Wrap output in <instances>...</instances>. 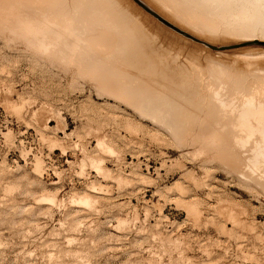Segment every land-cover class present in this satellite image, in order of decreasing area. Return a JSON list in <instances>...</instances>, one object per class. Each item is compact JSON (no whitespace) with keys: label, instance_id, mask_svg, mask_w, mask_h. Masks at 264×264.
<instances>
[{"label":"rangeland","instance_id":"rangeland-1","mask_svg":"<svg viewBox=\"0 0 264 264\" xmlns=\"http://www.w3.org/2000/svg\"><path fill=\"white\" fill-rule=\"evenodd\" d=\"M52 1L0 0V264H264L259 134L235 111L264 103V3ZM17 13L73 49L39 51Z\"/></svg>","mask_w":264,"mask_h":264},{"label":"bare ground","instance_id":"bare-ground-1","mask_svg":"<svg viewBox=\"0 0 264 264\" xmlns=\"http://www.w3.org/2000/svg\"><path fill=\"white\" fill-rule=\"evenodd\" d=\"M12 1V0H11ZM15 1V0H14ZM19 1V0H18ZM53 1H55V0H53ZM53 1H52V3H53ZM57 1V0H56ZM65 1V0H64ZM74 1V0H73ZM77 1V0H76ZM94 1V0H93ZM110 1V0H109ZM108 1V2H109ZM112 1V0H111ZM110 1V2H111ZM135 2H137L138 4H140V5H142L140 2H139V0H134ZM251 1H256V2H261V3H264V0H251ZM60 2H61V0H60ZM66 2V1H65ZM78 2H79V0H78ZM78 2H77V4H78ZM87 1H83V2H80L79 3V5L80 4H83V3H86ZM102 2H103V4H102V6L100 5V3L98 4H96V6L93 4V8H94V6L97 8L98 7V5H100V7H101V9L98 7L97 9L98 10H101V14L99 13V16L100 15H102V14H104L105 15V13H103L104 11H106V10H103V9H105V7H103V6H105L104 5V2H107V0H105V1H103L102 0ZM32 3V2H31ZM62 3H63V1H62ZM75 3V2H74ZM88 3V2H87ZM86 3V4H87ZM90 3H96V2H91L90 1ZM13 4V3H12ZM72 4V3H71ZM77 4H74V5H77ZM85 4V5H86ZM89 4V3H88ZM19 5V4H18ZM24 5V4H23ZM29 5V4H28ZM58 5V4H57ZM108 5V4H107ZM9 6H10V4H9ZM26 6V5H25ZM63 6V5H62ZM65 6V5H64ZM87 6V5H86ZM88 6H90L91 7V5H88ZM13 7V6H12ZM30 7H31V5H30ZM48 7V6H47ZM72 7H73V4H72ZM81 7V6H80ZM85 7V6H84ZM84 7H82V8H84ZM91 7V8H92ZM102 7H103V9H102ZM106 7H108V6H106ZM6 8V7H5ZM53 8V6L51 7V9ZM56 8H57V6H56ZM82 8H80V9H82ZM88 8V7H87ZM92 8V9H93ZM96 8H94L93 10H90L89 9V11H91L92 13L94 12V16L97 14V12H98V10L96 11L95 9ZM146 8V7H145ZM149 8H150V6H149ZM10 9V8H9ZM13 9V8H12ZM29 9V8H28ZM39 9V8H38ZM44 9V8H43ZM59 9H62V7H60ZM32 10V9H31ZM49 10H50V8H49ZM48 10V11H49ZM73 10V9H72ZM103 10V11H102ZM147 10V9H146ZM12 11V10H11ZM37 11V10H36ZM40 11V10H39ZM44 11V10H43ZM51 11V10H50ZM58 10H56V12H57ZM63 11V10H62ZM76 11V10H75ZM85 11H86V14H87V11H88V9L86 10V8H85ZM10 12V11H9ZM46 12H47V10H46ZM60 12V11H59ZM58 12V13H59ZM64 12V11H63ZM68 12V11H67ZM95 12H96V14H95ZM107 12V11H106ZM11 13V12H10ZM44 13V12H43ZM66 13V12H65ZM73 13H75V12H73ZM89 13V12H88ZM37 14V13H36ZM49 14V13H48ZM64 14V13H63ZM53 15V14H52ZM73 15V14H72ZM78 15V14H77ZM87 15H90V14H87ZM98 15V14H97ZM10 16H12V15H10ZM9 16V18H12V20H10L9 22L11 23H9L8 21L6 22V23H4V26L3 27H5V25L7 24V23H9L10 24V27H9V25L6 27V28H10V29H12V33H15V31H17L16 32V34L19 32L20 33V35H22L23 36V38L24 39H26V41L27 42H31V44L32 45H34L35 46V48L36 49H40L39 51H41V49H43V51L45 50V51H47L48 53H49V50L52 52V51H54V50H56V52H55V54L57 53H59V54H64L63 52L64 51H66L67 49H73L72 47L74 46V42L71 40V42H67L68 41V39H67V41H65V39L63 38L64 37V35L65 34H62L61 32H59L58 30H55V29H53L52 27H51V25H53V27H54V23L52 24V23H50L46 18V16L44 15V14H42V17H43V20L44 21H38V20H36V18L35 19H33V18H30V17H28L27 15H22V14H15V15H13V17H10ZM50 16V15H49ZM56 16V15H55ZM58 16V15H57ZM80 16V15H79ZM81 16H84V15H82L81 14ZM80 16V17H81ZM8 16L5 14V16H4V18H6L7 20H8V18H7ZM46 17V18H45ZM78 17V16H77ZM85 17H86V15H85ZM90 17V16H89ZM93 16H91V18H92ZM3 18V19H4ZM52 18V17H51ZM74 18V17H73ZM84 18V17H83ZM88 18V17H87ZM90 18V19H91ZM115 18V17H114ZM118 18V17H117ZM117 18L116 19H114L115 21H119L120 22V20L121 19H119V20H117ZM6 19H4V20H6ZM49 19V18H48ZM55 19V18H54ZM62 19V18H61ZM69 19V18H68ZM77 19V18H76ZM80 19V18H79ZM86 19V18H85ZM90 19H89V21H90ZM96 19V18H95ZM72 20V19H71ZM93 20V19H92ZM113 19H112V21H114ZM77 21H78V19H77ZM81 21L83 22V20L81 19ZM111 21V22H112ZM122 21V20H121ZM80 22V21H79ZM85 22V21H84ZM119 22L118 23H111L112 25H117V24H119ZM57 23V22H56ZM55 23V24H56ZM86 23V22H85ZM84 23V24H85ZM91 23V22H90ZM96 23H98V22H96ZM126 23V22H125ZM171 23V22H170ZM120 24H122V25H124L125 26V24H124V22H120ZM117 25V27L116 28H118V26H122V25ZM76 24L74 23V26H75ZM88 25H89V23H88ZM127 25L128 24H126V28L124 27V29H123V27H119V29H117L118 31H116V33L117 34H120V31L122 32V31H124L125 29H126V31L127 32H129V30L131 29V27H129V30H128V28H127ZM132 26V25H131ZM1 27V26H0ZM56 27V26H55ZM77 27H78V25H77ZM83 27V26H82ZM86 27V26H85ZM84 27V28H85ZM90 27V26H89ZM114 27V26H113ZM135 27V26H134ZM59 28H60V26H59ZM64 28V27H63ZM62 28V29H63ZM73 28V27H72ZM87 28V27H86ZM71 29V28H70ZM78 29V28H77ZM80 29V28H79ZM78 29V30H79ZM89 29V28H88ZM92 29V28H91ZM134 29V28H133ZM3 30H5V29H3ZM9 30V29H8ZM65 30H66V28H65ZM64 30V31H65ZM86 30V29H85ZM90 30V29H89ZM80 31V30H79ZM81 31H82V29H81ZM101 31V30H100ZM133 30H131L130 31V34H131V32H132ZM68 32V31H67ZM99 32V31H98ZM113 33H114V30L112 31ZM127 32H124V33H127ZM66 33V32H65ZM78 33V32H77ZM76 33V34H77ZM102 33V32H101ZM115 33V34H116ZM135 34V32H132V34ZM69 34H74L76 37H78L75 33H73V32H69ZM79 34V33H78ZM84 34V33H83ZM93 34V33H92ZM95 34V33H94ZM94 34L93 35H90V36H94ZM100 34V33H99ZM106 34H107V32H106ZM109 34V33H108ZM122 35H123V32L121 33ZM120 34V35H121ZM131 34V35H132ZM13 35H15V34H13ZM80 35V34H79ZM97 35V34H96ZM101 35V34H100ZM120 35H117L118 37L120 36ZM121 35V36H122ZM126 36H128L129 34L127 33V34H125ZM137 34H135L134 36L132 35L131 37H135ZM18 36H19V34H18ZM65 36H68V35H65ZM83 36V35H82ZM85 36V35H84ZM103 36V35H102ZM124 36V35H123ZM122 36V37H123ZM130 36V35H129ZM107 37V36H106ZM117 37V38H118ZM79 38V37H78ZM81 38V37H80ZM100 38V37H99ZM109 39L111 38V37H108ZM120 38V37H119ZM124 39L126 38V37H123ZM122 38V39H123ZM129 38L130 37H128V38H126V40H128L129 42H131V41H133V40H129ZM138 37H135L134 39H136L135 40V42H137L138 41V39H140V38H138ZM109 39H107V40H109ZM112 39V38H111ZM123 39V40H124ZM131 39V38H130ZM75 40V39H74ZM78 40H81V39H78ZM106 40V39H105ZM104 40V41H105ZM106 40V41H107ZM120 40V39H119ZM98 41H99V39H98ZM103 41V42H104ZM82 42V41H81ZM102 42V43H103ZM128 42V45L130 44ZM84 43V42H83ZM109 42H106V44H108ZM113 43V42H112ZM121 43V42H120ZM133 43V44H132ZM138 43V42H137ZM87 44H89V43H87ZM122 44V43H121ZM127 44V43H126ZM131 44L132 45H134V42H131ZM140 44V43H139ZM139 44H138V46H139ZM90 45V44H89ZM89 45H88V47H89ZM94 45V44H93ZM93 45H91V46H93ZM96 45H97V43H96ZM119 45V44H118ZM132 45H130V46H132ZM136 45V44H135ZM133 46V47H135L136 48V46ZM30 46V45H29ZM99 46V45H98ZM107 46V45H106ZM117 46V45H116ZM121 46V45H120ZM125 46V45H124ZM123 46V47H124ZM127 46V45H126ZM125 46V47H126ZM140 46H141V44H140ZM119 47V46H118ZM142 47V46H141ZM140 47V48H141ZM34 48V47H33ZM91 48V47H90ZM93 48H95L94 46H93ZM134 48V49H135ZM92 49V48H91ZM97 49V48H96ZM119 49H121V48H119ZM118 49V50H119ZM123 49V48H122ZM138 49V48H137ZM143 49V48H142ZM34 50V49H33ZM133 50V49H132ZM131 50V51H132ZM82 51H83V49H82ZM130 51V50H129ZM137 51V50H136ZM260 51V50H259ZM42 52V51H41ZM50 52V53H51ZM126 52V51H125ZM143 52V51H142ZM255 52V51H254ZM254 52H252V56L251 57H256L255 56V54H254ZM258 52V51H257ZM45 53V52H44ZM81 53V52H80ZM117 53V52H116ZM247 53V52H246ZM262 54H261V56L263 55L264 56V52H261ZM52 54H54V53H52ZM56 54V55H57ZM84 54V53H83ZM88 54V53H87ZM112 54V53H111ZM122 55H125L124 53H121ZM148 54H151V53H148ZM147 54V55H148ZM253 54H254V56H253ZM260 54V53H259ZM258 54V55H259ZM85 55V54H84ZM97 55V54H96ZM138 55V54H137ZM242 55V54H241ZM244 55V54H243ZM257 55V54H256ZM257 55V56H258ZM83 56V55H82ZM136 56V55H135ZM246 56H248V55H246L245 54V57ZM59 57H61L60 55H59ZM137 57H139V55L137 56ZM141 57V56H140ZM143 57H144V55H143ZM62 58V57H61ZM130 58V57H129ZM80 59V58H79ZM134 59L135 58H133V61H134ZM148 59V58H147ZM154 59V58H153ZM245 59V58H244ZM81 60V59H80ZM131 60V59H130ZM140 60H141V58H140ZM143 60V59H142ZM142 60H141V62H142ZM155 60V59H154ZM253 60V59H252ZM94 61H95V59H94ZM93 61V62H94ZM97 61V60H96ZM137 61V60H136ZM148 61V60H147ZM58 62V61H57ZM141 62H138V63H141ZM153 62H156V61H153ZM96 63V62H95ZM128 63H130V62H128ZM132 63V65H133V63H135V62H131ZM130 63V64H131ZM137 63V62H136ZM146 63V62H145ZM158 63V62H157ZM151 64V63H150ZM128 65V64H127ZM138 65V64H137ZM146 65H147V63H146ZM156 65V64H155ZM95 66V65H94ZM131 66V65H130ZM143 66V65H142ZM149 66V65H148ZM160 66V65H159ZM101 67V66H100ZM144 67L146 68V66L144 65ZM94 68V67H93ZM109 68V67H108ZM135 68V67H134ZM139 68V67H138ZM154 68V67H153ZM160 68V67H159ZM103 69H104V67H103ZM103 69H100V70H103ZM107 69V68H106ZM110 69V68H109ZM133 69V68H132ZM137 69V68H136ZM158 69V68H157ZM99 70V69H98ZM108 70V69H107ZM138 70V69H137ZM163 70V69H162ZM136 71V70H135ZM154 71V70H153ZM97 72V71H96ZM103 72V71H102ZM106 72V71H105ZM148 72V71H147ZM155 72V71H154ZM112 73V72H111ZM106 74V73H105ZM113 74V73H112ZM115 74H116V72H115ZM135 74V73H134ZM142 74V73H141ZM184 74V73H183ZM129 75V74H128ZM138 75V74H137ZM108 76V75H107ZM110 76V75H109ZM120 76V75H119ZM106 77V76H105ZM123 77V76H122ZM134 77H135V75H134ZM182 77V76H181ZM111 78V77H110ZM110 78H109V80H110ZM136 78V77H135ZM171 78H172V76H171ZM116 79V78H115ZM142 79V78H141ZM167 79V78H166ZM174 79V78H173ZM183 79V78H182ZM130 80V79H129ZM133 80V78L131 79V81ZM135 81H136V79H135ZM149 81V80H148ZM163 81V80H162ZM184 81V80H183ZM182 81V82H183ZM120 82V81H119ZM127 82V81H126ZM121 83V82H120ZM125 84V83H124ZM128 84V83H127ZM150 84V83H149ZM178 84V83H177ZM176 84V85H177ZM264 84V83H263ZM107 85V84H106ZM105 85V86H106ZM110 85V84H109ZM112 85V84H111ZM115 85V84H114ZM120 85V84H119ZM133 85V84H132ZM131 85V86H132ZM135 85L137 86V84L135 83ZM173 85V84H172ZM126 86V85H125ZM138 86H140V85H138ZM137 86V87H138ZM139 88V87H138ZM140 88H142V87H140ZM263 88V87H262ZM120 89H122V88H120ZM143 89V88H142ZM149 89V88H148ZM176 89V88H175ZM138 90H140V89H138ZM144 90H145V88H144ZM144 90H143V92H144ZM146 90H147V88H146ZM202 90V89H201ZM212 90V89H211ZM118 91V90H117ZM148 91V90H147ZM146 91V92H147ZM161 91V90H160ZM262 91V90H261ZM121 92V91H120ZM150 92V91H149ZM148 92V93H149ZM212 92V91H211ZM253 92V91H252ZM258 92V91H257ZM138 93H140V92H138ZM137 93V94H138ZM179 93V92H178ZM216 93H218V92H215V94ZM251 93V92H250ZM133 94V93H132ZM134 94H136V93H134ZM146 94V93H145ZM145 94L143 95V96H145ZM151 94V93H150ZM242 94H245V93H242ZM139 95V94H138ZM140 95H142V92H141V94ZM147 95V94H146ZM213 95V94H212ZM218 95V94H217ZM247 95V94H246ZM245 95V97L243 98V100L241 101V102H239L241 105H240V108H237L238 109V112H237V110H235L236 111V113H238L237 114V116H238V120H239V126L242 128V127H244V128H248V131H249V133H252V132H254V131H256L258 134H259V138L257 139V141H255V145H254V147H253V149H252V153H254V156H252V157H254L255 158V160L257 161L258 159H260L263 163H264V103H262L263 102V98L261 99V100H259V101H256V100H254V99H256L257 97H253V95H247L246 96ZM148 96V95H147ZM241 96V95H240ZM254 96H256V95H254ZM122 97H123V95H122ZM146 97V96H145ZM148 97H151V96H148ZM152 97H153V95H152ZM222 97V96H221ZM241 97H243V96H241ZM139 98V97H138ZM137 98V99H138ZM143 98V97H142ZM154 98V97H153ZM216 98V97H215ZM219 98V97H218ZM217 98V99H218ZM224 98V97H223ZM145 99H147V98H145ZM152 99V98H151ZM150 99V100H151ZM221 99V98H220ZM242 99V98H241ZM259 99H260V97H259ZM216 100V99H215ZM219 100V99H218ZM144 101V100H143ZM159 101V100H158ZM191 101V100H190ZM225 101V100H224ZM235 101V100H234ZM234 101H231V103L232 102H234ZM145 102V101H144ZM146 102H147V100H146ZM148 102H149V99H148ZM154 102V101H153ZM194 102V101H193ZM214 102V101H213ZM221 104H227V103H225V102H223V100H220L219 101ZM228 102V101H227ZM155 103V102H154ZM229 103V102H228ZM182 104V103H181ZM216 104V103H215ZM229 105H230V103H229ZM238 105V104H237ZM156 106H157V104H156ZM184 106V105H183ZM215 106V105H214ZM226 106H228V104L226 105ZM235 106V105H234ZM155 107V106H154ZM224 108H225V106H223ZM239 107V106H238ZM139 108V107H138ZM187 108V107H186ZM219 108V107H218ZM230 108V107H229ZM136 109V108H135ZM223 109V108H222ZM191 110V109H190ZM234 110V109H233ZM179 112V111H178ZM152 114H154V113H152ZM156 114V113H155ZM158 115V114H157ZM160 115V114H159ZM220 115V114H219ZM233 115V114H232ZM142 116V115H141ZM147 116V115H146ZM147 118V117H146ZM156 118V117H155ZM250 119L252 120V119H254V124H251V121H250ZM217 120V119H216ZM214 121V120H213ZM233 121H234V119H233ZM216 122V121H215ZM226 122V121H225ZM229 122V121H228ZM223 123H224V121H223ZM213 124V123H212ZM237 124H238V122H237ZM161 125V124H160ZM226 125V124H225ZM234 125V124H233ZM231 126V125H230ZM238 126V127H239ZM182 127V126H181ZM222 127V126H221ZM227 127V126H226ZM231 128V127H230ZM228 129V128H227ZM168 130H169V128H168ZM241 130V129H240ZM223 131V130H222ZM215 132V131H214ZM199 133V132H198ZM204 134V133H203ZM216 134V133H215ZM244 134V133H243ZM206 135V134H205ZM209 135V134H208ZM211 135V134H210ZM218 135V134H217ZM255 135V134H254ZM197 136V135H196ZM199 136V135H198ZM201 136H202V134H201ZM241 136V135H240ZM257 136V135H256ZM213 137V136H212ZM204 139V137L202 138V140ZM218 139V138H217ZM239 139V138H238ZM195 140V139H194ZM210 140V139H209ZM240 140H243V139H240ZM198 141V140H197ZM206 141V140H205ZM208 141V140H207ZM248 141V140H247ZM201 142V141H200ZM219 142V141H218ZM235 142H237L236 140H235ZM240 142V141H239ZM195 143H196V141H195ZM242 143H243V141H242ZM199 144V143H198ZM212 144V143H211ZM216 144H217V142H216ZM241 144V143H240ZM199 146V145H198ZM211 146V145H210ZM245 146V145H244ZM206 147V146H205ZM220 147V146H219ZM222 147V146H221ZM94 148H96V147H94ZM211 149V148H210ZM207 150V149H206ZM244 153V152H243ZM247 156V155H246ZM248 158V157H247ZM239 159V158H238ZM251 160L253 159V158H250ZM245 160V159H244ZM244 160H243V162H244ZM247 160V159H246ZM259 161V160H258ZM257 161V163H260V162H258ZM255 162V161H254ZM253 162V163H254ZM254 164H256V163H254ZM262 164V163H261ZM39 165V164H38ZM254 173V172H253ZM254 175V174H253ZM243 176V175H242ZM248 177V176H247ZM257 186V185H256ZM262 188V187H261ZM81 199V198H80Z\"/></svg>","mask_w":264,"mask_h":264}]
</instances>
